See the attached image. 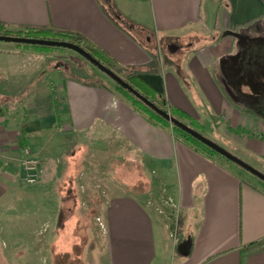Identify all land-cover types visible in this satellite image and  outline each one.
<instances>
[{"label":"crops","instance_id":"obj_1","mask_svg":"<svg viewBox=\"0 0 264 264\" xmlns=\"http://www.w3.org/2000/svg\"><path fill=\"white\" fill-rule=\"evenodd\" d=\"M263 4L264 0H0V21L13 31L46 28L82 38L104 54L117 75L140 77L185 119L209 124L211 130L225 126L237 144L233 147L264 164V118L240 110L214 70L215 62L230 54L231 35L224 32H236L264 15ZM137 32L146 34V43ZM161 37L169 40L165 44L171 56L166 61ZM72 57L31 44H0V205L6 196L23 198L14 203V216L0 219V238L24 239L25 244L43 236L48 244L49 233L63 232L67 221L47 219L49 212L58 214L62 189L42 185L61 178L71 181L64 175L71 156L82 146L87 155H135L161 182L163 206L172 212L149 206L143 194H112L109 189L100 203L104 248L98 255L104 264H162L172 248L178 257L173 264H264V184L185 142L169 126L148 122L99 72L81 75L70 63ZM218 65L223 71V63ZM22 128L24 147L19 144ZM26 149L45 156L53 167L49 171L40 159L44 175L35 184L39 188L16 187ZM66 195L74 194L69 190ZM33 201L40 215L31 221L22 212L32 208ZM5 207L0 206V215L14 211ZM31 229L38 233L33 236ZM57 229L59 233L52 232ZM54 260L85 264L65 252H58Z\"/></svg>","mask_w":264,"mask_h":264},{"label":"rangeland","instance_id":"obj_2","mask_svg":"<svg viewBox=\"0 0 264 264\" xmlns=\"http://www.w3.org/2000/svg\"><path fill=\"white\" fill-rule=\"evenodd\" d=\"M236 32L237 33L235 35L230 34L234 33L231 31L224 32V35H231V38H229L227 44L228 52H230V54L232 55L237 56L235 61L239 66H241V71H244L243 69H245V67H249L247 71H249L250 75L255 76L256 69L254 68V63L250 59L249 55H242L241 43L247 44L245 36L249 35H253L254 38H262V41L264 40V15L255 18V20H253L251 23L245 25ZM136 34L143 43H146L145 33L137 32ZM160 41L161 53L163 54V59L166 61L170 58L169 56H171V54L168 52V50L170 49L166 47L165 44V41L169 40L161 37ZM180 43L183 44L184 41H181ZM0 44L15 43L0 41ZM40 48L62 52L73 56L70 60V63H73L74 65H77L79 67L81 75L89 74V76H94L91 72L95 71V74H98L99 72L111 84L116 85L112 79H110L107 75L97 69L92 63H90L87 59H85L82 55L74 50L56 46H44ZM180 55L181 52L179 51L177 55H175V58L178 59ZM227 55H225L223 58H220V60L218 59L215 62L216 64L214 65L215 73L217 74L219 81L223 84L225 93L229 97H231V93L233 94V101H235L236 106H238L240 110L255 114L260 118H264V77L262 80L261 78L259 79L261 93L254 95L256 96L255 98L250 96V89L242 84L239 88L234 89L233 92L231 90L232 87L227 82V73L220 70V66L218 65V62L222 63V59H225ZM250 65H253L252 69ZM236 72L239 73V71ZM226 82L228 86L225 84ZM178 118L185 124L189 125L191 128L202 133L205 137L214 141L233 155L239 157L244 162L248 163L264 174V164L260 159L252 160L245 154L244 149H238L237 147L232 146L233 144H237L232 141V138H230V136L232 135H230L229 131L225 130V126H214L213 130H211L209 124L205 123V125L202 126L197 121L185 119L180 116H178ZM173 126L174 125L170 123L169 128L173 130V133H175L178 137L182 138V134L179 133ZM237 133L239 134L242 132ZM191 143L198 146L201 150L205 151L206 154L210 155L211 157L217 158L218 160H221L223 162H227V164H229L230 166L237 168L242 174L261 181L255 175L240 167L236 163H233L223 156L214 153L208 146L192 141ZM80 147L81 150L71 156L72 159L70 158V156H68L70 158V162L66 171L67 174H65L64 176H69L72 180L70 181L61 178L62 180L60 179L59 181L54 179L53 181L47 182L46 184L42 185L43 187H48L53 191H55L57 188L62 189L63 196L60 198V210L58 214L49 212L48 215H45L48 216V220H52L51 218L55 219V217H58L59 220L63 221V224H65V222L67 221L66 227L62 230L63 232L60 234L58 229L52 231L55 233L57 231L59 233V236L58 234L55 235L53 233V235H51L49 233V236H47L48 244H45L43 236L42 239L33 238L30 240V243L25 244L23 242L24 239H16V241L13 238L6 239L4 238V236H2L0 238V264H54L55 260L53 262V256L58 254V252L69 253V255H71L75 259H78V257L82 258L84 259L85 264H104V259L101 257V255H98V250H103L104 248V226L102 223L100 203L101 201H103L102 203H104V201L107 199V195H109V189H111L112 194L117 193V191L121 190H127L129 193H134L136 195L143 194V197L146 199L149 206H156L157 209L159 208L167 214H172L168 206H163L165 198L161 196L163 194V187L160 188L161 182L154 179L153 174L146 171L145 168L143 169L142 164L139 163V160L135 155L130 152H122V154H116L113 151H111L113 153H108L109 157H105V155H87L86 147ZM32 156L39 160L41 167V160L45 161V156L40 154H32ZM45 165L50 171L52 167L50 162L46 163L45 161ZM41 170L42 177L44 175L43 167H41ZM18 172L20 173V171ZM61 183H63L64 185L62 186ZM25 186L29 188L36 186L37 188H39L38 185H31L24 181L23 171L21 173V180L17 183L16 187L22 188ZM69 190H71L74 194L71 197L66 195V192ZM24 199L27 200V198ZM15 200L17 201L15 202ZM18 200H23V198L17 196H6L2 198L0 206H2V204H6L5 210H8L11 207L14 208V203H16V205L17 203L19 204ZM159 202H161V204H158ZM15 210L16 209L14 208L13 212L7 211L4 214L2 213L0 215V219L6 220L8 218H11L10 216L15 215ZM39 215L40 212L38 210V206L34 201L32 204V208H29L25 214L22 212L23 218L26 217L31 221L34 220V218H39ZM76 222H78V224H76ZM74 225L77 226V228L75 227V229H73ZM29 232H31L33 236L38 233L37 230L34 229H31ZM12 252H14V254ZM173 253L174 249L172 248V256L168 255L166 257L167 259H165L162 264H173V262H175L173 260L175 258H178L177 255H174Z\"/></svg>","mask_w":264,"mask_h":264},{"label":"trees","instance_id":"obj_3","mask_svg":"<svg viewBox=\"0 0 264 264\" xmlns=\"http://www.w3.org/2000/svg\"><path fill=\"white\" fill-rule=\"evenodd\" d=\"M237 32L230 33L232 35H235ZM0 35H8V36H23L28 38H44V39H58V40H65L73 42L77 45H80L85 50H87L93 57L98 59L102 64L113 70L111 62L102 54V52L96 48H93L92 46H88L85 43L82 42V38L74 37L70 34L63 33V32H53L50 29L46 28H26L23 30H9L7 29L6 25L0 21ZM247 44L241 43V52L242 55H249L250 59L254 63V68L256 69L255 76L250 75L249 67H245L243 69L244 71H241V66L238 65V63L235 61L236 57L235 55L228 54L225 59H222L223 63V71L227 73L228 76V84L232 87V91L236 88H239L242 83V81L245 79V77L253 78L256 83H259V79H263L264 76V40L262 41V38H254L253 35L245 36ZM244 39V38H243ZM20 44V43H17ZM246 45V46H244ZM37 47H44L43 45H35ZM251 69L253 65H250ZM236 71H239L236 72ZM230 74V75H229ZM125 80L140 94H142L144 97L149 99L151 102H153L155 105H157L159 108L169 112L173 117L178 118L177 112L175 109L171 108L166 99L162 96L160 92L155 90L153 87H151L148 83H146L143 79L136 75H129ZM227 82L225 83L227 86ZM116 84V83H115ZM117 88L127 97V99L130 101L131 105L134 109L138 110L143 117L150 123L154 125L159 126H170L169 121L159 116L157 113H155L153 110H151L149 107L144 105L141 101H139L136 97H134L132 94H130L127 90L116 84ZM234 92V91H233ZM233 99V94L230 95ZM250 96L255 98L253 94L250 93ZM234 100V99H233ZM55 111L58 114V100L55 97ZM182 117V116H180ZM184 118V117H182ZM180 120V119H179ZM179 133L182 134V139L187 142H197L201 143L188 133L184 132L183 130L173 126ZM23 128L21 129V136L19 140V144L21 147L25 146V138L22 134ZM203 144V143H202ZM213 151V150H212ZM216 153L215 151H213ZM218 154V153H217ZM219 155V154H218ZM263 184L264 182L261 181Z\"/></svg>","mask_w":264,"mask_h":264},{"label":"water","instance_id":"obj_4","mask_svg":"<svg viewBox=\"0 0 264 264\" xmlns=\"http://www.w3.org/2000/svg\"><path fill=\"white\" fill-rule=\"evenodd\" d=\"M0 41L5 42H13V43H22V44H32V45H43V46H56V47H65L71 50L76 51L80 55H82L85 59H87L90 63H92L97 69L107 75L110 79H112L116 84L127 90L130 94L136 97L139 101H141L144 105L149 107L155 113H157L162 118L169 121L175 127L183 130L184 132L188 133L204 145L208 146L210 149L218 153L219 155L223 156L224 158L236 163L240 167L244 168L248 172L255 175L261 181L264 182V174L253 166L249 165L248 163L244 162L239 157L233 155L214 141L210 140L209 138L205 137L202 133L198 132L197 130L191 128L189 125L185 124L181 120L173 117L169 112L159 108L149 99L144 97L138 91H136L125 79L117 75L113 70L102 64L98 59L93 57L87 50H85L80 45H77L70 41L65 40H58V39H44V38H28L23 36H8V35H0ZM243 85L247 86L250 89L251 94L257 95L260 94V87L256 84L253 79L247 78L242 81Z\"/></svg>","mask_w":264,"mask_h":264},{"label":"built area","instance_id":"obj_5","mask_svg":"<svg viewBox=\"0 0 264 264\" xmlns=\"http://www.w3.org/2000/svg\"><path fill=\"white\" fill-rule=\"evenodd\" d=\"M25 156L21 159L20 164L24 171V181L28 184H36L41 177L42 170L40 162L32 156L29 151L24 150Z\"/></svg>","mask_w":264,"mask_h":264},{"label":"flooded vegetation","instance_id":"obj_6","mask_svg":"<svg viewBox=\"0 0 264 264\" xmlns=\"http://www.w3.org/2000/svg\"><path fill=\"white\" fill-rule=\"evenodd\" d=\"M263 77H264V76H263ZM263 77H262V78H263ZM247 78H250V77H245V79H247ZM245 79H244V80H245ZM251 79H253V78H251ZM244 80H243V81H244ZM253 81H254V79H253ZM254 82H255V81H254ZM255 83H256V82H255ZM256 84H258L259 87H261L259 83H256Z\"/></svg>","mask_w":264,"mask_h":264}]
</instances>
